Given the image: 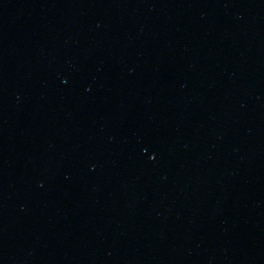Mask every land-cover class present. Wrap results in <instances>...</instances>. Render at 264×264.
<instances>
[{
    "label": "water",
    "instance_id": "1",
    "mask_svg": "<svg viewBox=\"0 0 264 264\" xmlns=\"http://www.w3.org/2000/svg\"><path fill=\"white\" fill-rule=\"evenodd\" d=\"M0 264H264V0H0Z\"/></svg>",
    "mask_w": 264,
    "mask_h": 264
}]
</instances>
